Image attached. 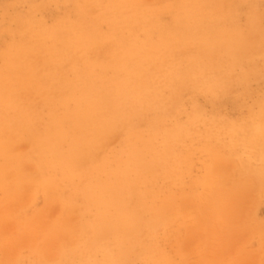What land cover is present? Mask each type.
<instances>
[{
  "label": "rangeland",
  "instance_id": "obj_1",
  "mask_svg": "<svg viewBox=\"0 0 264 264\" xmlns=\"http://www.w3.org/2000/svg\"><path fill=\"white\" fill-rule=\"evenodd\" d=\"M0 264H264V0H0Z\"/></svg>",
  "mask_w": 264,
  "mask_h": 264
},
{
  "label": "bare ground",
  "instance_id": "obj_2",
  "mask_svg": "<svg viewBox=\"0 0 264 264\" xmlns=\"http://www.w3.org/2000/svg\"><path fill=\"white\" fill-rule=\"evenodd\" d=\"M191 17V16H190ZM92 112H95L92 108H90ZM95 113H89V115H81V116H84L85 118H91L94 116Z\"/></svg>",
  "mask_w": 264,
  "mask_h": 264
}]
</instances>
